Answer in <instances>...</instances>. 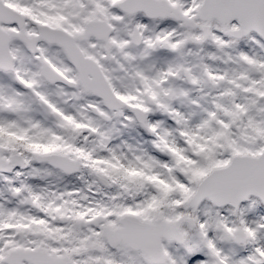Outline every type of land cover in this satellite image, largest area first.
<instances>
[{
    "label": "snow or ice",
    "instance_id": "6c2138e0",
    "mask_svg": "<svg viewBox=\"0 0 264 264\" xmlns=\"http://www.w3.org/2000/svg\"><path fill=\"white\" fill-rule=\"evenodd\" d=\"M0 264H264V0H0Z\"/></svg>",
    "mask_w": 264,
    "mask_h": 264
}]
</instances>
